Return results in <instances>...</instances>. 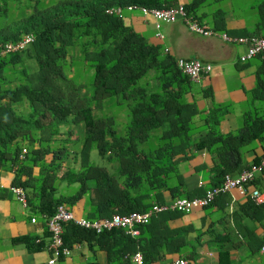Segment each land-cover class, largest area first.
Wrapping results in <instances>:
<instances>
[{
	"label": "trees",
	"instance_id": "obj_1",
	"mask_svg": "<svg viewBox=\"0 0 264 264\" xmlns=\"http://www.w3.org/2000/svg\"><path fill=\"white\" fill-rule=\"evenodd\" d=\"M199 2L181 4L185 15L195 19ZM129 4L177 5L174 0H0V169H13L12 184L35 191L45 216L80 198L86 217L100 218L146 211L162 203L163 191L173 199L200 197L203 191L184 190L178 170L193 154L191 146L217 153L213 187L242 168L241 147L261 138L264 125L249 114L237 132L220 134V115L213 113L221 106L205 117L207 132L192 138L199 110L186 94L193 81L177 69L173 56L124 24ZM115 6L122 7L120 15L106 12ZM257 6L263 13L264 0ZM210 29L223 30L221 16L213 17ZM26 34L32 40L21 49L1 52L5 43ZM92 150L107 165L91 162ZM243 206L261 214L259 220L264 216L261 202L247 199ZM169 211L152 214L137 226L135 237L119 228L95 234L64 223L63 243L89 234L88 241L105 242L110 264H127L136 251L145 264L178 243L165 238ZM218 253V264H231L223 246Z\"/></svg>",
	"mask_w": 264,
	"mask_h": 264
},
{
	"label": "crops",
	"instance_id": "obj_2",
	"mask_svg": "<svg viewBox=\"0 0 264 264\" xmlns=\"http://www.w3.org/2000/svg\"><path fill=\"white\" fill-rule=\"evenodd\" d=\"M174 1L186 5L193 0ZM198 1L200 5L195 9V19L200 25L210 28L213 17L221 16V32L229 37L264 35V12H259L257 6L263 0ZM221 4L228 6L224 9L217 6ZM233 4L240 6L234 8ZM134 11H123L124 24L142 36L147 35L144 36L147 41L159 45L162 52L174 58H196L211 65L210 71L193 82L195 86L191 93L186 94V100H193L199 110L194 118L196 131L192 138L197 139L207 132L205 117L211 115V110L216 106H221V111H225L223 114L218 110L213 113L214 117L220 115L216 124L220 134L237 132L248 114L258 117L256 120L264 125V57L254 56L240 61L239 56L245 50L243 44L223 41L217 36L192 33L179 18L174 22H160L156 28L151 16ZM191 151L193 154L188 159L178 163V170L184 190L200 194L212 186L213 171L219 158L215 151L206 148L195 149L191 146ZM23 153L21 150L22 156ZM263 155L264 130L261 138L241 147V169L257 164ZM22 156L19 155V158ZM37 171L34 167L32 174L36 175ZM13 176V169H0V264H49L52 258V264H110L105 242L92 243L87 240L89 234L82 237L74 235L69 238L72 240L70 244L65 245L62 232V246H58V251L60 253L64 246L68 254H54L46 225L49 216L40 213L38 197L32 189L19 186L25 193L24 205L10 192L9 186H17L12 184ZM247 186L264 192V171H256ZM172 199L168 191L162 192V203ZM247 199L250 200L248 196L229 190L219 195L209 206L189 212L169 211L165 222V232L168 230L165 238H177L178 243L173 244L170 251L153 254L160 256L145 264H167L171 259L182 256L189 264H218L221 246L227 251L231 264H262L263 256L259 249L264 241L261 242L264 216L259 220L261 214L253 215L244 207ZM84 201V198H80L68 210L75 217L96 219L86 217ZM261 203L264 204V200ZM32 218L33 222L30 221ZM36 246L37 249L31 250ZM127 264L132 263L129 261Z\"/></svg>",
	"mask_w": 264,
	"mask_h": 264
},
{
	"label": "built area",
	"instance_id": "obj_3",
	"mask_svg": "<svg viewBox=\"0 0 264 264\" xmlns=\"http://www.w3.org/2000/svg\"><path fill=\"white\" fill-rule=\"evenodd\" d=\"M125 10L132 11L137 10L142 15L151 16L154 19L155 27L157 28L160 22H174L176 19H181L187 30L202 36H217L223 41L240 43L245 46V50L239 56L240 61H245L251 57L259 56L264 57V36H243L232 38L222 32H216L211 30L205 25H200L191 16L185 15V12L181 4H177L167 8H146L144 6H138L135 4H129L124 7ZM109 14L120 15L122 13L121 6H115L106 10ZM156 35H159L158 33ZM32 40L30 34L23 35L15 43H5L2 49V53L18 50L25 46ZM166 51V49H165ZM175 65L177 69L188 77L189 80L196 82L200 77L208 73L211 69V65L203 63L196 58H175ZM25 149H22V153ZM22 155L20 154V157ZM256 171H264V155L261 157L257 164H253L250 167L241 169L238 174L234 177L224 174L221 183L217 186L208 188L204 194L200 197H194L191 199L177 198L169 202L154 203L149 209L142 212H129L127 214H116L113 213L109 217H100L92 220L84 219L81 217H75L73 213L68 210L63 204L57 205L54 213L47 218L46 225L50 232L51 243L50 247L53 249L54 254L66 256L68 250L66 247L58 251V246H62L61 234L63 232V224L71 222L78 227L93 230L95 234H99L103 231L111 230L114 228L121 229L124 233L129 236L138 235L137 226L145 224L152 214L165 211L167 209L179 212H189L195 208H202L210 203L215 196L219 193H224L229 190H235L238 195L248 196L254 203H260L264 200V192L258 191L253 186L248 188V184L252 181L254 173ZM11 193L19 199L22 204H25V193L24 190L19 186H9ZM34 221V218L30 220ZM259 252L263 256L264 264V241L260 245ZM129 261L132 264H143L142 255L136 251L128 256ZM54 258L48 262L52 264ZM167 264H189L188 261L183 257H176L171 259Z\"/></svg>",
	"mask_w": 264,
	"mask_h": 264
},
{
	"label": "rangeland",
	"instance_id": "obj_4",
	"mask_svg": "<svg viewBox=\"0 0 264 264\" xmlns=\"http://www.w3.org/2000/svg\"><path fill=\"white\" fill-rule=\"evenodd\" d=\"M213 6V5H212ZM211 6V7H212ZM217 6H221V8H225V6H228V5H223V4H221V5H217ZM234 8H237V7H239L240 5H236V4H233L232 5ZM246 7H247V4L245 5ZM214 7V6H213ZM249 10V9H248ZM134 13H137V10H135L134 11ZM144 36H147V35H145L144 34ZM251 61H254V59H252ZM29 63L31 64V65H33L34 66V62H31V61H29ZM149 74L150 75H152L153 74V72H149ZM152 83H154V81L152 82V81H150V84H152ZM194 83H192V87H194L195 85H193ZM195 131H196V129H194V132H193V135H194V133H195ZM89 159H90V161L91 162H93V163H95V164H99V165H107L106 164V162L102 159V158H100L93 150L90 152V154H89ZM109 169V168H108ZM110 170V169H109ZM77 186V183H74V184H72V185H69L68 187H67V192H72L74 189H75V187Z\"/></svg>",
	"mask_w": 264,
	"mask_h": 264
},
{
	"label": "clouds",
	"instance_id": "obj_5",
	"mask_svg": "<svg viewBox=\"0 0 264 264\" xmlns=\"http://www.w3.org/2000/svg\"><path fill=\"white\" fill-rule=\"evenodd\" d=\"M128 235V234H127ZM137 236V235H136ZM133 237V236H132ZM139 252V251H138ZM143 260V259H142ZM189 263V262H188Z\"/></svg>",
	"mask_w": 264,
	"mask_h": 264
}]
</instances>
